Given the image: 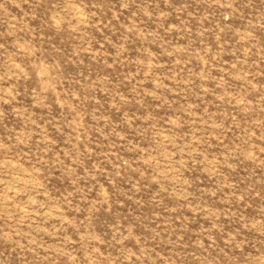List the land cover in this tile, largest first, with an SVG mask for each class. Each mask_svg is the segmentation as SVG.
Segmentation results:
<instances>
[{"label":"rangeland","instance_id":"1","mask_svg":"<svg viewBox=\"0 0 264 264\" xmlns=\"http://www.w3.org/2000/svg\"><path fill=\"white\" fill-rule=\"evenodd\" d=\"M0 264H264V0H0Z\"/></svg>","mask_w":264,"mask_h":264}]
</instances>
